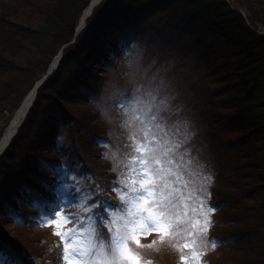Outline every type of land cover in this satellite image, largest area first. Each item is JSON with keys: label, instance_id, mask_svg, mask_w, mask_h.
Listing matches in <instances>:
<instances>
[{"label": "trees", "instance_id": "obj_1", "mask_svg": "<svg viewBox=\"0 0 264 264\" xmlns=\"http://www.w3.org/2000/svg\"><path fill=\"white\" fill-rule=\"evenodd\" d=\"M249 1L257 21H264V0ZM90 3L0 0V141L28 94L47 75L61 49L64 52L1 155L0 217L14 218L15 212L28 219L19 212L21 205H30L22 191L25 185L51 198L42 181L53 178L42 161L79 158L86 176H91L83 189L99 188L96 198L113 197L116 190L108 182L116 180L114 168L102 166L105 145L96 139L107 141L99 99L108 78L106 68L115 65L127 47L121 40L138 38L143 21L170 52L187 50L182 62L195 59L196 67L206 69L182 97L189 98L185 111L197 128V138H203L201 154L230 190L214 206L221 212L237 206V214L225 222L249 227L234 233L233 239L251 238L249 250L264 256V33L228 0H102L77 34ZM204 84L208 86L201 88ZM91 179L97 184L89 188ZM75 208L72 213L83 211ZM29 210L40 212L39 207ZM258 212L259 223L249 224ZM5 231L0 229V244L14 252L17 247Z\"/></svg>", "mask_w": 264, "mask_h": 264}, {"label": "snow or ice", "instance_id": "obj_2", "mask_svg": "<svg viewBox=\"0 0 264 264\" xmlns=\"http://www.w3.org/2000/svg\"><path fill=\"white\" fill-rule=\"evenodd\" d=\"M120 43L129 44L130 41L121 40ZM161 96L159 89L137 86L134 95L125 93L115 104L118 108L127 109L122 125L129 129L133 141L131 153L123 165L125 172L118 181L120 187H117V182H108L118 192L119 203L97 199L99 188L83 189L81 176L86 169L76 157L59 162L42 161L44 170L53 178L50 182L42 181L44 189L52 194L51 198L44 197L30 186L23 187L30 205L40 208V213L34 218L43 225H52L54 234L64 241V264H151L132 246V242L144 247L140 237L152 232L159 234L160 243L176 237L177 225L184 220L183 214L176 211L179 207L177 196L184 195L177 184L188 186L198 183V191L211 195L206 192L204 181L211 183L212 178L202 174L197 176L192 172L191 153L184 147L190 133L186 129L181 133L179 117L173 119L178 110ZM57 139L63 143L62 136ZM96 139L98 143L108 146L106 141L99 137ZM103 155L107 157L108 153L104 152ZM186 156L189 157L187 160ZM186 174L193 178L186 179ZM73 206H80L83 212L63 211L65 207ZM183 207L186 211L187 204ZM198 208L205 209L203 195ZM216 210L215 206H209L202 213L203 219L196 220L195 226H199L201 234L210 231L211 214ZM13 216L17 222L22 221L21 215L13 212ZM73 220L79 223L68 227ZM190 234L195 235V231ZM155 243L153 241L149 247ZM219 243L213 241L211 247L215 249ZM176 247L182 253L184 248L191 249V256L182 254L180 257L184 264H189L190 260L203 264L206 255L203 240L185 243L183 248L179 245ZM0 264H25V260L0 244Z\"/></svg>", "mask_w": 264, "mask_h": 264}, {"label": "rangeland", "instance_id": "obj_3", "mask_svg": "<svg viewBox=\"0 0 264 264\" xmlns=\"http://www.w3.org/2000/svg\"><path fill=\"white\" fill-rule=\"evenodd\" d=\"M228 1L232 2L233 5L243 12L249 23L255 25L261 33H264V21H257L255 18L257 13L252 1ZM145 26L146 24L140 21L141 35L127 44L115 65L106 68V77L108 78L105 80V85L100 95L101 98L99 99L102 104L100 109L105 125H107L106 142L108 145L103 148V151L107 152L108 156L103 159L102 157L100 158L102 166L107 167L108 164H111L114 168L113 177L117 180V187H120L118 181L125 172L123 165L127 160L128 154L131 153L133 141L130 138L129 129L122 125V121L126 118L127 109L118 108L115 104L125 93L134 95L137 86H151L153 89H159L162 94L161 98L168 99L173 107L178 110L173 119L179 117L178 123L182 125L181 133L185 129L190 133V138L184 147L191 153V159L193 160L192 172L197 176L202 174L203 176L211 177L212 182L204 181L205 190L211 193L210 196L198 191L200 187L198 183L188 186L177 184V187L182 188L184 195L183 197L177 196L176 203L179 207L176 211L183 214L184 220L177 225L178 234L174 239L160 243L159 234L152 232L149 235L140 237L141 245H144V247L136 246L134 242H132V246L136 248L146 261H151V264H184L180 257L182 254L191 256V249L184 248L182 253L177 249L176 245L183 248L185 243H198L203 240L205 243L203 250L206 252L203 257V264H264V256L262 254L249 250L251 244H253L251 238L245 239L246 241L233 239L237 236L234 233H238L242 228L249 227L248 224L225 222L233 214H237V206L234 211L228 208L221 212V209L217 208L216 212L211 214L212 226L207 233L201 234L199 226H195L197 219H203V211L209 206H214V202L217 204L219 203L217 202L218 200L223 201L230 191L227 189L224 179H217V174L214 172L213 164L209 158L201 154L202 146L200 141H203V138H197L200 137L198 136L197 128L188 116V112L185 111L189 106V101H187L189 98L184 95L182 97L185 88L189 90L193 87L199 80V72L201 73V70H203L201 73L203 74L206 69H202V66L196 67L194 65L195 59L189 62H182V57L187 50L180 49L177 53L170 52L171 47L168 44L164 46L163 39L146 30ZM197 68H199V71ZM102 71L103 69L98 70V74ZM205 86L208 85L204 84L201 88ZM81 106L83 105L79 104L78 107ZM181 139H183V136H181ZM188 158L187 156L185 157L186 160ZM101 172L103 173V171ZM85 177L86 174L81 176L84 183L86 182ZM185 178L192 179L193 177H189L186 174ZM116 180L114 179V182ZM96 184V179H91L89 188ZM115 194L108 200L114 204L119 203V194L117 191ZM201 195H203L205 209L198 208ZM188 197L191 198L189 199ZM97 199L102 198L99 197ZM251 202L253 203V201ZM185 203L187 204L186 211L183 207ZM21 207L19 212L27 215L28 219L22 218L21 222H17L15 218H9V214H4V217H0V229L6 230L5 233H8L7 236L12 242V246L17 247H13L14 252L17 251V254L24 258L25 264H64L62 258L64 241L61 240L60 236L54 234L53 226L43 225L36 220L34 218L36 214H34V211L29 210L31 207L29 204L28 206L21 205ZM238 207H241V205ZM75 210V206L63 209L65 213H72ZM26 212H30L32 215H28ZM82 212L79 211V213ZM83 214L87 215L86 213ZM258 214L260 213L254 214L248 223L256 224L258 221H255V218L258 217ZM216 215H220L221 218L219 217L216 220ZM78 223V220H73L68 227L75 226ZM104 223L107 224L108 221L105 220ZM192 231H195V235L190 234ZM249 236L254 235L251 233ZM153 241L156 242L155 245L149 247V245L153 244ZM213 241L220 242L215 249L211 247ZM189 264H195V262L190 260Z\"/></svg>", "mask_w": 264, "mask_h": 264}, {"label": "water", "instance_id": "obj_4", "mask_svg": "<svg viewBox=\"0 0 264 264\" xmlns=\"http://www.w3.org/2000/svg\"><path fill=\"white\" fill-rule=\"evenodd\" d=\"M101 1H102V0H100V1L91 0V3H90L89 6H88V7L90 8V10H89L88 13H87V12L84 13V15H83L82 18H81V19H82V20H81V23H80L79 27L77 28L78 33H80V32H81V29H83V28L86 26L87 18H88L89 16H91V14H92V12H93V10H94V7L97 6V5H99V4L101 3ZM66 46H67V45H66ZM63 53H64V52H63V49H61L59 55L56 57V59L54 60L53 64L51 65V67H50V69H49L47 75H45L40 81H38V82L36 83V86L31 90V92L28 94V97H27V98L24 100V102L22 103L20 110H19V111L17 112V114L13 117L14 119L11 121V124L15 121L16 116H17L18 114H20L21 109L23 108L24 104L27 102L28 98H30V97L32 96L31 102H30V104H29V109L27 110L25 116H23V119L21 120V122L18 124V126L15 128V130L11 133V137L8 138L9 141H8L7 144L4 146V148H3L2 152H1V155L4 153V150H5V149H6V148L12 143V138L18 133L19 128L21 127L22 123L26 120V117H27L28 113L30 112V110H31V108H32L31 106H32V104L34 103V101H35L36 98H37L38 90H39L42 86H44V84H45V83L51 78V76L53 75V71H54V69H56V68L59 66L60 61H61V59H62V57H63ZM11 124H10L9 127L7 128V132L10 130L9 128L11 127ZM7 132L5 133V135L7 134ZM5 135L1 138L0 143H1L2 141H4V139H5ZM1 155H0V157H1Z\"/></svg>", "mask_w": 264, "mask_h": 264}, {"label": "bare ground", "instance_id": "obj_5", "mask_svg": "<svg viewBox=\"0 0 264 264\" xmlns=\"http://www.w3.org/2000/svg\"><path fill=\"white\" fill-rule=\"evenodd\" d=\"M95 1H100V0H95ZM90 10V8L88 7V9L86 10V12L88 13ZM32 96L30 98H28L27 102L24 104L23 108L21 109L20 114H18L16 116L15 121L11 124V127L9 128L10 130L7 132V134L5 135V139L4 141H2L0 143V155L1 152L4 148V146L7 144V142L9 141L8 138L11 137V133L15 130V128L18 126V124L21 122V120L23 119V116H25L27 110L29 109V104L31 102Z\"/></svg>", "mask_w": 264, "mask_h": 264}]
</instances>
